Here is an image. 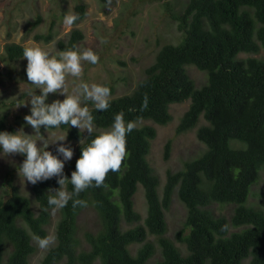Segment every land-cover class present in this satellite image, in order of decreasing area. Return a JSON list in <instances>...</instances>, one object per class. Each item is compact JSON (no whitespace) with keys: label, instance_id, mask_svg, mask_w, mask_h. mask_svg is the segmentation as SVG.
<instances>
[{"label":"trees","instance_id":"obj_1","mask_svg":"<svg viewBox=\"0 0 264 264\" xmlns=\"http://www.w3.org/2000/svg\"><path fill=\"white\" fill-rule=\"evenodd\" d=\"M99 1L107 6L113 0ZM150 1L163 2L183 38L159 48L130 92L117 95V82H108L116 96L109 99L106 111H97L87 101L84 106L99 128L92 135L68 125L58 128L77 142V157L64 168L70 179L82 148L107 130L116 114L123 112L125 121L135 125L126 138L120 169L110 171L100 187L74 197L83 204L74 207L69 201L59 209L56 242L41 264H244L248 259L250 264H264V191L257 189L264 174V59L249 54L238 58L242 52L264 58V0H188L180 9L171 0ZM74 12L80 19L67 39L58 40L61 51L79 48L85 38L76 26L87 17L88 4L77 0ZM41 20L38 14L30 23L35 28ZM54 25L52 21L49 33L36 38L51 41ZM25 47L6 44L7 60L22 58ZM187 65L205 72L201 87ZM122 79L128 81L127 76ZM188 100L177 134L193 130L203 118L196 135L206 149L178 169L167 168L161 178L149 160L157 128L148 122L168 124L172 104ZM0 131H15L5 114L0 115ZM171 142L165 147L166 159ZM13 172L8 168L0 184V264H30L37 251L34 240L49 237L53 223L47 203L50 189L60 186L54 177L25 191ZM140 185L145 216L136 206ZM64 188L72 191L70 181ZM175 196L186 215L170 236L166 214ZM230 204L233 208L226 213ZM89 207L97 215L94 229L79 222Z\"/></svg>","mask_w":264,"mask_h":264},{"label":"rangeland","instance_id":"obj_2","mask_svg":"<svg viewBox=\"0 0 264 264\" xmlns=\"http://www.w3.org/2000/svg\"><path fill=\"white\" fill-rule=\"evenodd\" d=\"M76 1L0 0V115H7L8 122L15 131L23 127L26 134L35 135L31 126L26 124L24 117L30 114L31 105L26 103L29 99V93L36 91L39 94V90L27 80L26 58L22 57L9 62L5 55V46L10 42L21 43L26 47L39 45L52 55H57L61 52L57 45L58 40L67 39L69 32L74 27V25H65L59 15L63 12L67 14L74 11ZM84 1L88 4L87 17L76 26L85 34L79 49L93 50L99 55V61L96 64L83 62V71L80 77H72L71 75L66 77L65 87L69 93L80 82H86L91 86L92 84L107 85L108 82L113 81L117 82L115 84L117 95L128 93L144 76V68L153 62L159 48L167 43H178L183 38L184 33L178 29L177 22L168 15L162 1L113 0L107 6H104L99 0ZM171 1L177 9H180L185 6L188 0ZM38 14L42 15L41 23L33 28L30 21L34 22ZM52 21H55V25L51 29L53 39L48 42L43 38H36L38 34L49 33ZM244 54L264 59L260 53L246 52L240 53L238 58ZM261 55L264 56V48ZM121 60L126 62L125 65L120 63ZM187 68L195 79L196 85L201 87L200 84L206 81L205 72L194 65H187ZM124 76H127L128 81L122 79ZM115 96L111 93L109 99ZM64 98L59 93H50L48 102L50 103L55 99L63 100ZM190 102L188 100L182 103H174L171 108L173 120L166 125L148 122L157 128V137L152 142L149 160L161 178L165 177L167 168L178 169L184 161L200 156L206 149L205 143L200 141L196 135L197 128L204 122L203 118L193 130L177 134V126L189 108ZM24 103L26 104L23 105ZM96 129L99 128L96 126ZM80 130L85 134L88 133L87 130ZM41 134L47 139V143L54 142L59 136H67L66 143H70L74 149L72 159L77 157V142L70 140L63 130L49 129L47 132L42 126ZM32 138L38 139L36 136ZM170 139L172 140L171 152L170 157L166 159L165 147ZM55 147L56 145H49L47 150L56 154ZM23 160L24 157L19 154L8 155L0 152V184L5 172L8 168H12L21 188L25 191L31 189V183L25 181L22 174H18L19 165ZM70 161L65 163V167ZM262 180L258 185L259 188L257 187L259 191H264V174ZM162 187L163 184H161L160 189ZM140 189L142 191L135 198L136 206L145 216L144 188L142 185H140ZM232 208L230 204L224 208V211L230 213ZM166 215L169 225L167 234L174 236L186 215V207L178 200V197H174L171 208ZM59 218V210H57L54 212L53 223L49 228L50 244L48 248L41 249L38 240H34L37 251L32 256L30 264H41V260L48 249L55 244V225ZM79 222L84 228L94 229L97 225V215L94 209L89 207L83 210ZM244 264H250V260H245Z\"/></svg>","mask_w":264,"mask_h":264},{"label":"clouds","instance_id":"obj_3","mask_svg":"<svg viewBox=\"0 0 264 264\" xmlns=\"http://www.w3.org/2000/svg\"><path fill=\"white\" fill-rule=\"evenodd\" d=\"M79 19V13L71 11L64 15L63 23L72 26ZM23 58L27 60V80L39 90V94L36 91L29 93L26 103L31 105L30 114L24 117L35 135L26 134L23 127L14 132L0 131V152L24 157L18 174H22L24 180L32 185L57 178L60 187L50 189L47 201L53 212L66 207L69 201H72L74 207L81 205L83 201L74 197H78L89 187H100L110 171L120 169L127 154L126 138L135 125L125 121L123 112L116 114L110 127L82 148L75 170L68 179L64 175V168L65 163L72 159L74 149L70 143H66L67 136H59L54 142L47 143V139L41 134V127L48 132L51 128L58 129L61 125H68L87 130L89 136L93 134L96 129L95 118L89 108L83 105L91 101L97 111H106L110 107V88L103 84L90 86L86 82H80L69 93L65 85L67 76L80 77L83 62L96 64L99 55L91 49L81 50L75 46L52 55L39 45H33L23 49ZM50 93H59L65 98L49 103ZM33 136L38 139H33ZM49 145H56V154L47 150ZM66 181H70L72 191L65 190ZM49 244L48 237L38 238L41 249L48 248Z\"/></svg>","mask_w":264,"mask_h":264}]
</instances>
